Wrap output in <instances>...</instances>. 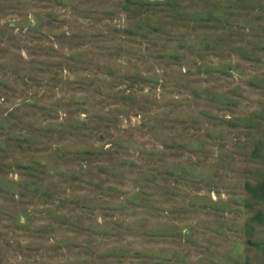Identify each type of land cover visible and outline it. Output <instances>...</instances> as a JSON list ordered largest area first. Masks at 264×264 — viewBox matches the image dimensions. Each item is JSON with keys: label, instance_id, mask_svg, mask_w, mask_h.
<instances>
[{"label": "rangeland", "instance_id": "obj_1", "mask_svg": "<svg viewBox=\"0 0 264 264\" xmlns=\"http://www.w3.org/2000/svg\"><path fill=\"white\" fill-rule=\"evenodd\" d=\"M0 264H264V0H0Z\"/></svg>", "mask_w": 264, "mask_h": 264}]
</instances>
